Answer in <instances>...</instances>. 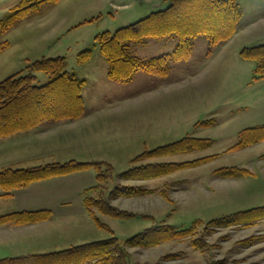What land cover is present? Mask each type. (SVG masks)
Here are the masks:
<instances>
[{"label": "rangeland", "instance_id": "rangeland-1", "mask_svg": "<svg viewBox=\"0 0 264 264\" xmlns=\"http://www.w3.org/2000/svg\"><path fill=\"white\" fill-rule=\"evenodd\" d=\"M134 1L44 3L11 29L1 30L0 83L26 75V68L36 61L64 57L67 72L85 81V109L81 119L58 127L43 123L27 134L0 139V172L71 161L97 163L103 164L101 173L110 179L90 195L94 200L106 199L114 188L123 186L150 192L110 202L134 219L113 220L97 210L94 214L121 246L150 228L168 227L176 232L189 231L190 235L151 247L123 248L128 264H264V219L218 225L241 212L264 207V142L230 151L241 131L264 126V75L254 81V63L239 57L244 49L264 46V0H235L241 19L227 43L212 48L199 37L193 41L189 59L170 64L166 76L137 72L130 83L118 84L106 78L108 65L95 37L144 19L149 13L146 0L138 9ZM20 2L0 0V22ZM176 47L177 41L172 39L148 40L131 44L129 51L148 61L171 54ZM86 50L92 52V58L80 65L77 56ZM35 76L36 86L48 81L44 74ZM83 118L90 123L82 122ZM210 121L211 127H201ZM183 138L210 140L212 146L205 151L142 161V165L180 164L211 156L217 159L154 180L115 178V173L132 168L131 161L140 154ZM230 167L246 176L226 179L214 175L216 170ZM15 208V201H0V215ZM60 221L64 224L58 227L68 228L65 234L54 230L40 236L32 233L0 244V260L56 253L113 237L95 227L86 214Z\"/></svg>", "mask_w": 264, "mask_h": 264}, {"label": "trees", "instance_id": "trees-1", "mask_svg": "<svg viewBox=\"0 0 264 264\" xmlns=\"http://www.w3.org/2000/svg\"><path fill=\"white\" fill-rule=\"evenodd\" d=\"M60 0H21L17 8L0 22L1 30L14 27L18 21L36 12L44 3H57ZM167 7L156 11L146 18L115 33L104 32L95 37V43L101 57L108 65L107 78L118 84H128L137 72L164 77L169 72L170 64L186 62L191 56L193 41L204 38L209 47L227 43L236 33L241 11L235 0H166ZM2 33V32H1ZM177 41L176 50L148 61H142L130 54L131 44H142L148 40ZM239 57L255 65L254 81L264 75V46L244 49ZM92 52L86 50L77 56L80 65L88 63ZM26 75H15L0 83V139L28 133L43 123L72 122L84 116L82 91L85 81L67 72L64 57L42 59L26 68ZM44 74L48 81L36 86V74ZM209 128L213 122L200 124ZM264 142V126L245 129L238 134L236 144L230 149L237 152ZM210 140L183 138L175 143L146 151L131 161L133 165L126 172L116 174L121 181H148L171 174L198 168L217 159V156L197 159L180 164L142 165V161L183 155L191 152L208 150ZM264 159V155L262 156ZM103 164L78 163L53 164L28 170H5L0 172V190L9 192L26 188L30 184L77 173L92 171L95 185L83 193V207L98 229L108 231L110 239L72 247L70 249L43 256H28L0 260V264H128L129 257L123 248L151 247L172 239L186 238L189 231L176 232L173 229L150 228L123 241V245L114 234L95 216L94 210L113 220H130L135 217L119 211L110 202L123 198L131 199L148 195L150 192L139 188L121 187L109 192L106 199L94 200L91 194L100 190L101 184L110 179L101 173ZM110 166L106 165V168ZM112 170V169H111ZM219 178L240 179L245 172L235 167L221 168L214 172ZM152 193V192H151ZM49 212L13 213L0 216V226H25L48 221ZM219 226L236 224L237 221L248 223L264 219V207L241 212L229 217Z\"/></svg>", "mask_w": 264, "mask_h": 264}, {"label": "crops", "instance_id": "crops-1", "mask_svg": "<svg viewBox=\"0 0 264 264\" xmlns=\"http://www.w3.org/2000/svg\"><path fill=\"white\" fill-rule=\"evenodd\" d=\"M141 1L142 0L134 1V3L136 4V9L142 7L143 3ZM165 1L166 0H146L148 4L147 10L149 12L147 13L146 17L156 11L164 10L167 7ZM107 70L108 68L106 67V78H107ZM85 113L87 112L85 111ZM85 118H83L81 121L84 123H90L89 121L85 122ZM87 118H89L88 115ZM63 123L65 122L53 123V125L56 124V126L58 127L63 125ZM94 185H95V175L91 172H84V173L73 174L66 177H59V178L33 183L26 188L14 190L11 192H4L0 190V201L3 202V201L12 200L15 201L16 203V208L14 209V211H10L0 216L13 214V213H21V212L50 213V218L48 221H43L36 224H30L21 227L13 226V225L0 226V244L12 243L17 238H22L24 236L31 235L32 233L34 234L39 233L37 235L40 236L54 230L58 235L65 234L68 228L58 227V226H62L61 224H64L60 220L72 218L74 215L76 216L80 214L87 215L83 207V193L85 190H87L88 188ZM49 186L55 189H49L48 188ZM24 256L28 257V256H43V255L24 254ZM15 258H22V257H10L9 259H15Z\"/></svg>", "mask_w": 264, "mask_h": 264}]
</instances>
